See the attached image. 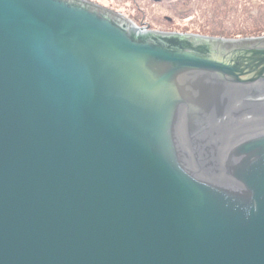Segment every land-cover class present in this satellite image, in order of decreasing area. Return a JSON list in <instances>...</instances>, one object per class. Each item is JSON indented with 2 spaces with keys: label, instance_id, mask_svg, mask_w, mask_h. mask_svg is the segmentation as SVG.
Listing matches in <instances>:
<instances>
[{
  "label": "water",
  "instance_id": "water-1",
  "mask_svg": "<svg viewBox=\"0 0 264 264\" xmlns=\"http://www.w3.org/2000/svg\"><path fill=\"white\" fill-rule=\"evenodd\" d=\"M0 264H264V37L0 0Z\"/></svg>",
  "mask_w": 264,
  "mask_h": 264
},
{
  "label": "trees",
  "instance_id": "trees-1",
  "mask_svg": "<svg viewBox=\"0 0 264 264\" xmlns=\"http://www.w3.org/2000/svg\"><path fill=\"white\" fill-rule=\"evenodd\" d=\"M157 1V0H152ZM162 1V0H158ZM191 2V0H188ZM223 8L218 4L217 6L206 4L199 15L201 19L199 26L194 28L183 27L181 29H176L175 33L180 34H194L199 36L213 37V38H223V39H244V38H258L264 37V0H222ZM233 1V4L232 2ZM198 1L193 2L194 10L190 3H178L180 9L174 10L176 3L172 4V11L174 14L180 18H187L188 15L200 10L198 8ZM201 3L203 1H200ZM211 3H216L211 1ZM228 3H231L232 6ZM197 13V12H196ZM233 16L239 21L227 23V17ZM127 18V17H126ZM205 18V19H203ZM162 20L169 24H173V19L171 17H163ZM224 22L226 24L224 25ZM168 28V27H167Z\"/></svg>",
  "mask_w": 264,
  "mask_h": 264
},
{
  "label": "rangeland",
  "instance_id": "rangeland-1",
  "mask_svg": "<svg viewBox=\"0 0 264 264\" xmlns=\"http://www.w3.org/2000/svg\"><path fill=\"white\" fill-rule=\"evenodd\" d=\"M87 2H91L103 8H106L111 11H115L125 18L129 19L132 23H134L138 28L145 29L147 31H157L163 33H175L176 29H181L183 27L194 28L198 27L201 19H199L200 12L206 8V4L217 6L220 5L223 8V1L222 0H197L198 8L200 10L193 12L192 14L188 15L187 18H180L174 14L171 7L172 4L176 2L183 3L187 5L190 3L192 6V10H194L193 2L196 0H162V1H152V0H84ZM200 1H203L202 3ZM214 1L216 3H211ZM247 0H244L246 2ZM233 4V1H231ZM218 3V4H217ZM232 6L231 3H228ZM185 5V6H186ZM180 5L176 3L175 11L180 9ZM171 17L173 19V24L169 25L165 23L162 18L163 17ZM205 19V18H203ZM237 22L239 19H236L233 16L227 17L228 24L231 21ZM226 22H224V25ZM168 27V28H167ZM194 35V34H193Z\"/></svg>",
  "mask_w": 264,
  "mask_h": 264
}]
</instances>
